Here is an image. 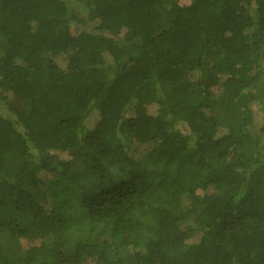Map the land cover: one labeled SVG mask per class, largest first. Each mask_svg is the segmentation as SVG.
I'll return each instance as SVG.
<instances>
[{
	"label": "trees",
	"instance_id": "16d2710c",
	"mask_svg": "<svg viewBox=\"0 0 264 264\" xmlns=\"http://www.w3.org/2000/svg\"><path fill=\"white\" fill-rule=\"evenodd\" d=\"M80 1L0 0V264H264V0Z\"/></svg>",
	"mask_w": 264,
	"mask_h": 264
},
{
	"label": "rangeland",
	"instance_id": "374dc122",
	"mask_svg": "<svg viewBox=\"0 0 264 264\" xmlns=\"http://www.w3.org/2000/svg\"><path fill=\"white\" fill-rule=\"evenodd\" d=\"M166 1H169V0H166ZM80 2H81V4H85L84 0H81ZM166 4H168V3H166ZM156 110H157V106L156 105H152L151 106L152 113H155ZM0 111H2L3 114H8L9 113V111L5 108V106H4V104H3V102L1 100H0ZM62 157L64 159H67V158H69V154L67 152H65L64 154H62Z\"/></svg>",
	"mask_w": 264,
	"mask_h": 264
}]
</instances>
